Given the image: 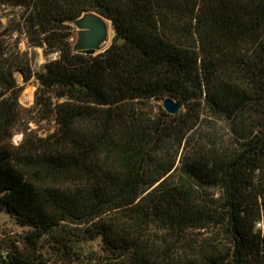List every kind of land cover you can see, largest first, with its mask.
I'll use <instances>...</instances> for the list:
<instances>
[{
	"label": "trees",
	"instance_id": "1",
	"mask_svg": "<svg viewBox=\"0 0 264 264\" xmlns=\"http://www.w3.org/2000/svg\"><path fill=\"white\" fill-rule=\"evenodd\" d=\"M0 5L20 9L32 46L58 53L37 74L35 101L54 119L53 133L30 130L12 145L18 116L0 89V215L31 228L22 251L5 254L0 239L2 264H50L39 253L46 241L64 264H264V0ZM87 12L111 20L116 31L95 56L75 52L71 41L70 23ZM4 68L0 55L5 83ZM168 97L187 109L173 118L179 126L198 125L203 109L231 121L241 137L231 154L214 146L181 164L203 189L220 188L209 204L187 186L167 187L174 165L153 145L168 117L151 122L140 105ZM156 227L170 236L193 228L210 234L179 251ZM97 240L100 251L82 259Z\"/></svg>",
	"mask_w": 264,
	"mask_h": 264
},
{
	"label": "rangeland",
	"instance_id": "2",
	"mask_svg": "<svg viewBox=\"0 0 264 264\" xmlns=\"http://www.w3.org/2000/svg\"><path fill=\"white\" fill-rule=\"evenodd\" d=\"M20 13L19 8L0 5V22L2 26L0 28V55L4 59L5 68L3 75L7 81L4 83L0 80V89L3 92L1 99H9L15 105L18 118L11 126L12 136L9 139L12 145L15 146L23 142L25 132L32 130L35 134L45 137L56 129V123L50 114H45L35 109V101L40 87L37 74L44 70L47 63L55 60L58 57V53L46 52V47L32 46L28 42L21 27ZM71 26L74 29L71 38L74 45L77 39V30L72 24ZM115 34L116 31L110 23L109 41L101 52L111 46ZM49 95L55 101L57 99V90L51 91ZM163 101L154 100L149 103H143L140 107L145 109L144 112L147 113V117L151 119V122L157 121L159 117H168V120L165 123L163 122L164 124L161 126V132L156 144L153 145V150L158 157L162 158L166 164L174 165V169L168 175L169 182L167 187L187 186V189L193 192L194 198L198 202L209 204L210 201L221 196L220 188L211 186L203 189L198 184V181L188 179L182 169H180L181 164L183 161L185 163L199 161V157L203 154L207 155L208 150L214 146L231 154L239 149L238 142H240L241 137L234 131L231 121H228L225 117L204 112L203 109L198 125L195 127H181L178 125L177 120L173 118L185 113L187 111L186 107L184 106L177 115H168L163 108ZM165 126L168 128L167 130L162 129ZM258 128L261 129V126ZM29 231H31V228L22 227L15 216L6 211L1 213L0 239L3 241L5 254L14 250V248L20 251L24 250L26 247L24 237ZM154 232L167 240L172 238V242L177 241V249L183 251L185 246L188 248V244H199L202 239L208 237L210 228L189 229L182 234L183 236H170L164 227H156ZM43 243V248L40 249L39 253L45 259H49L50 264H64V260L61 258L57 259L58 254L53 251V248L51 249L47 241ZM100 246V240L89 243L81 254L82 259L88 261V256L91 255L93 250L99 252ZM0 264L2 263L0 262Z\"/></svg>",
	"mask_w": 264,
	"mask_h": 264
},
{
	"label": "water",
	"instance_id": "3",
	"mask_svg": "<svg viewBox=\"0 0 264 264\" xmlns=\"http://www.w3.org/2000/svg\"><path fill=\"white\" fill-rule=\"evenodd\" d=\"M113 22L96 12H87L80 18L74 19L71 24L77 30V39L74 51L88 56L102 53L103 47L109 41V23ZM184 107L183 103L171 97L163 101V108L168 115H177Z\"/></svg>",
	"mask_w": 264,
	"mask_h": 264
},
{
	"label": "bare ground",
	"instance_id": "4",
	"mask_svg": "<svg viewBox=\"0 0 264 264\" xmlns=\"http://www.w3.org/2000/svg\"><path fill=\"white\" fill-rule=\"evenodd\" d=\"M109 23V36H110V22H108ZM30 94H33V93H30Z\"/></svg>",
	"mask_w": 264,
	"mask_h": 264
}]
</instances>
